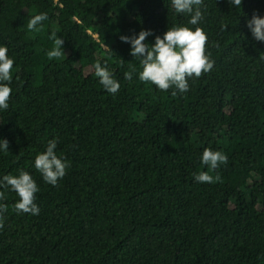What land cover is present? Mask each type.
<instances>
[{
    "label": "trees",
    "instance_id": "1",
    "mask_svg": "<svg viewBox=\"0 0 264 264\" xmlns=\"http://www.w3.org/2000/svg\"><path fill=\"white\" fill-rule=\"evenodd\" d=\"M199 7L215 63L180 93L141 82V58L119 38L151 30V45L174 25L194 30L171 0H0V46L15 61L0 178L27 171L40 209L18 213L19 197L0 189V264H264V42L246 26L264 0ZM40 13L42 30L29 31ZM52 32L64 40L57 59L47 56ZM97 61L116 94L99 83ZM52 139L69 164L55 186L34 166ZM208 147L227 163L202 164ZM199 172L221 180L199 183Z\"/></svg>",
    "mask_w": 264,
    "mask_h": 264
},
{
    "label": "clouds",
    "instance_id": "2",
    "mask_svg": "<svg viewBox=\"0 0 264 264\" xmlns=\"http://www.w3.org/2000/svg\"><path fill=\"white\" fill-rule=\"evenodd\" d=\"M203 0H171V5L177 13L190 15L189 24L196 26L193 30L187 26H172L167 28L163 36H155L153 44L145 43L146 38L153 33L151 30H141L138 34L131 36L121 35L122 42L131 46L130 55L140 57L142 71L139 72V80L151 83L161 91H168L175 88L180 93H186L189 89V78H199L204 73L211 71L214 67V60L207 52L206 45L208 36L204 29L197 26L203 19L200 9ZM229 3L237 8L242 4V0H229ZM48 19L46 13L32 16L28 23L29 31H41L37 25ZM251 36L258 42H264V16L254 12L246 22ZM49 39L54 42V47L47 53L49 59H57L65 55L63 49L64 40L52 32ZM218 46V45H217ZM105 51H112L106 44L103 45ZM15 64L14 59L8 55L7 46H0V109L7 110L11 99L12 69ZM94 74L99 78V83L109 93L116 94L120 89V83L109 71L106 62L102 65L97 61L93 66ZM130 70L124 74L125 79L132 80L133 72ZM175 91L172 95H176ZM57 141L49 140L46 150L35 156L34 166L38 170L44 181L55 186L58 180L66 174L69 164L66 160L57 156L55 149ZM9 143L6 139H0V149L7 151ZM228 157L218 150L210 147L202 152L201 162L208 166L210 170H216L220 164L227 163ZM195 181L199 183H214L221 180L217 174L215 177L208 172H199L194 175ZM10 188L19 197L14 204L15 210L20 213L39 214V207L35 203L36 193L39 191L33 177L27 172L20 170L18 175H4L0 178V189ZM5 199L4 191H0V201ZM7 211V205L0 203V229L3 228V213Z\"/></svg>",
    "mask_w": 264,
    "mask_h": 264
}]
</instances>
